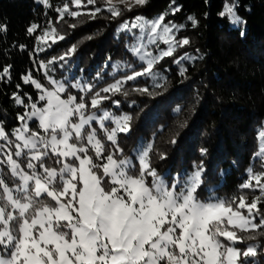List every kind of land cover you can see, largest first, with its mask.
<instances>
[{
  "label": "trees",
  "instance_id": "obj_1",
  "mask_svg": "<svg viewBox=\"0 0 264 264\" xmlns=\"http://www.w3.org/2000/svg\"><path fill=\"white\" fill-rule=\"evenodd\" d=\"M48 2L43 7L35 0H0L5 132L16 130L31 103L44 105L33 81L47 89L48 77L88 85L91 92L66 88L64 97L85 104L86 114L94 112L90 105L97 99L95 111L106 110L120 125L110 142L93 123L103 153L102 161L92 155V168L103 189L113 187L100 167L113 153L116 159L131 157L128 175L142 177L148 187L158 176L169 185L197 179V201L215 197L233 209L242 200L254 203L255 228L236 233L235 248L240 262L249 257L244 264H264V0H144L130 6L82 0L80 7L71 0ZM155 22L171 27L172 37L145 48L139 41L153 35ZM46 31L55 39L41 48ZM135 49L152 63L140 60ZM31 129H38L36 122ZM140 151L146 152L144 172ZM225 227L224 221L212 222L208 232L225 243Z\"/></svg>",
  "mask_w": 264,
  "mask_h": 264
},
{
  "label": "rangeland",
  "instance_id": "obj_2",
  "mask_svg": "<svg viewBox=\"0 0 264 264\" xmlns=\"http://www.w3.org/2000/svg\"><path fill=\"white\" fill-rule=\"evenodd\" d=\"M103 1L130 6L144 0ZM35 3L49 5L48 0ZM71 3L80 7L82 0ZM65 11L67 5L61 10ZM171 29L155 22L149 31L153 35L139 42L146 48L155 39L169 41ZM54 39L53 31H46L41 48ZM134 52L152 63L144 51ZM47 68L42 65L44 74ZM47 80L50 89L32 82L44 105L31 103L11 134L0 125V199L6 204L0 202V264H244L250 259L239 261L235 234L255 228L254 203L242 200L233 209L215 197L197 201V179L169 185L162 176H152L148 187L142 177L128 175L134 166L131 157L116 159L113 153L100 166L113 185L106 192L92 168V157L102 161L103 153L93 123L110 142L115 141L119 123L106 110L95 111L97 99L90 105L96 107L94 112L86 114L85 104L73 95L64 97L66 88L89 93L88 85ZM33 122L37 130L31 129ZM106 124L114 127L108 131ZM260 140L264 146V129ZM145 158V151L138 152L142 172ZM35 206L39 207L31 213ZM218 221L226 223L220 232L225 243L208 232ZM253 251L247 249V255ZM259 263L263 262L253 261Z\"/></svg>",
  "mask_w": 264,
  "mask_h": 264
}]
</instances>
